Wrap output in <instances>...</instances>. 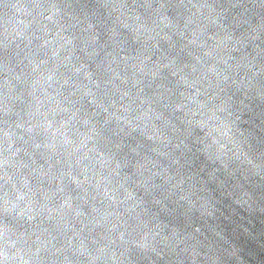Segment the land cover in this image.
<instances>
[{
	"label": "water",
	"instance_id": "95a60500",
	"mask_svg": "<svg viewBox=\"0 0 264 264\" xmlns=\"http://www.w3.org/2000/svg\"><path fill=\"white\" fill-rule=\"evenodd\" d=\"M0 264H264V0H0Z\"/></svg>",
	"mask_w": 264,
	"mask_h": 264
}]
</instances>
